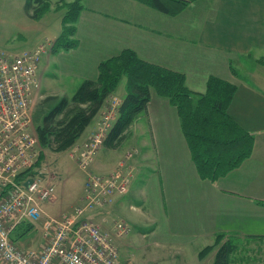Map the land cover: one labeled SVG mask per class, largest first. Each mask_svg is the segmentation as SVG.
<instances>
[{"label": "crops", "instance_id": "obj_1", "mask_svg": "<svg viewBox=\"0 0 264 264\" xmlns=\"http://www.w3.org/2000/svg\"><path fill=\"white\" fill-rule=\"evenodd\" d=\"M78 1L82 10L74 34L77 44L42 56L37 69L40 96L67 97L63 87L49 82L50 62L55 74H67L80 84L96 77L100 61L131 48L148 62L184 73L194 91H203L211 75L233 83L236 90L228 110L253 136L251 153L238 167L214 181L202 179L175 107L152 92L146 109L126 133L129 147L112 156L100 154L108 148L102 146L91 164L94 172L109 173L134 149L126 159L132 169L128 192L87 217L103 229L102 220L112 227L110 215L121 213L120 218L135 227L123 242L139 244L140 250L134 248L138 251L129 259L136 264H203L200 248L212 244L220 232L242 240L264 239V94L254 88H264V0H197L175 16L136 0ZM58 23L59 31L45 39L58 36L61 15ZM233 38L245 42H225ZM125 85L115 94L123 97ZM97 115L79 141L95 129ZM54 206L53 200L47 202L44 212H63L52 211ZM43 241L41 233L33 244L24 239L16 243L27 249L40 248Z\"/></svg>", "mask_w": 264, "mask_h": 264}, {"label": "trees", "instance_id": "obj_2", "mask_svg": "<svg viewBox=\"0 0 264 264\" xmlns=\"http://www.w3.org/2000/svg\"><path fill=\"white\" fill-rule=\"evenodd\" d=\"M136 1L160 13L175 16L197 0ZM32 7L35 18L49 9L48 1L26 0L27 11ZM63 7L61 30L54 40L53 50H69L77 44L73 36L82 4L73 0L59 5V8ZM123 78H126V92L104 140L105 147L116 148L120 144L137 115L146 109L154 92L175 107L181 131L202 179L214 181L238 167L250 155L253 136L228 110L236 90L233 83L211 75L203 91H194L187 86L184 73L148 62L131 48L100 61L96 77L82 81L70 100L66 96L54 95L44 99L45 104L55 103L44 113L42 122L36 125L41 147H50L56 152L71 148ZM42 158L40 152L34 166ZM242 242L238 236L220 232L212 244L199 251L198 256L204 258L215 249L212 264H234L233 258Z\"/></svg>", "mask_w": 264, "mask_h": 264}, {"label": "built area", "instance_id": "obj_3", "mask_svg": "<svg viewBox=\"0 0 264 264\" xmlns=\"http://www.w3.org/2000/svg\"><path fill=\"white\" fill-rule=\"evenodd\" d=\"M53 43L16 54L0 49V264H120L114 240L127 234L128 224L114 221L112 231H105L87 217L89 211L127 193L131 184L132 169L126 159L133 152L109 173L90 170L114 114L109 111L104 116L89 141L74 146L71 156L86 172V179L81 203L71 211L46 214L42 204L54 198L55 184L47 173V179L31 174L41 146L32 120L41 86L37 69ZM21 223H40L44 240L40 248H22L12 238Z\"/></svg>", "mask_w": 264, "mask_h": 264}, {"label": "rangeland", "instance_id": "obj_4", "mask_svg": "<svg viewBox=\"0 0 264 264\" xmlns=\"http://www.w3.org/2000/svg\"><path fill=\"white\" fill-rule=\"evenodd\" d=\"M25 1L26 0H0V49L9 51L12 54L19 53L24 49H33L38 45H41L48 41H52V38L45 39L44 37L48 35H52L53 33H57L59 31L58 21L60 15L62 18L64 12V7L59 8V5L62 4L63 2H67V0H60L59 2L52 4L51 2L48 1L49 9L46 10L39 17L35 18L32 15L34 12V7H32L27 11V9L25 8ZM237 41H241V40H237L235 38H233V40L230 42L227 39L225 40L227 44L229 43L232 44ZM254 41L256 42V40ZM259 41L260 40L258 39V42ZM241 42H245V40L244 41L242 40ZM250 50L251 49H249V51ZM251 52L254 54L255 52L254 49ZM50 63L51 64L49 65V71L47 77L49 79L51 86L59 87V88L63 87L65 91H67V98L70 100L71 96L80 85L79 81L74 80V77H71L67 74L58 73V72L57 74H55V70H54L55 66H53V62ZM123 84H126V78H123L121 80L120 85H118L119 88H121ZM254 88H256L260 94H264L263 87H254ZM56 91L54 90L53 92L57 93L58 91L57 92ZM121 91L123 90L120 89V92ZM115 92L105 100L102 107L98 111L99 113L97 112L98 115L97 114L96 115L98 121L95 129L90 133V135H88V137H86L83 140L81 139L80 141L78 140L79 139L78 138L77 140L79 142L77 140L76 142H78L79 144H84L87 141H89V138L92 135V133L96 130V128H98L100 121L102 122L104 116L107 113H109V111H111L112 115L114 114L112 120V126H113L116 117L118 115V109H117L118 107L116 106L120 104V101L123 98L122 94H115ZM45 94L46 93H44V95L41 94L40 96V92H39V95L35 98L33 102L32 120L34 123V128H36V125L38 123L42 122V117L44 113H46V111L50 107H52L53 104L55 103V101H53L50 102L49 104H45L44 103V99L46 98ZM62 96L65 95L58 94L59 98H61ZM114 100L115 103L118 100L119 104L113 105ZM131 125L129 126V128L131 127ZM129 128L127 129V131L129 130ZM79 137H83L82 134ZM78 143H76V145H78ZM129 145H130L129 140L124 137L116 148H111L114 149L113 151L111 150L108 151V148L103 149L102 151L101 149L102 147H101L100 154H105V152H109V154H112V156H117V154L124 152L125 149L129 147ZM69 149L61 152H56L52 150V148L50 147L40 146L38 150V155L40 152H42L43 158L39 164L33 166V168L31 169L32 175L34 174L36 176H41L44 177V179H47V177H45L47 173L48 178L52 180V183L55 184L54 198L52 199L54 201L55 206L51 208L52 211H57V212H59V210L71 211L76 205L81 203V195L82 193L84 194L83 184L86 179V172L79 167L76 160L71 156L72 154L75 153L74 147L72 146ZM133 150L134 149L130 150L129 152H132ZM90 170L93 171L91 169V165H90ZM51 173L53 174V177H50ZM46 203L47 202H45L44 204ZM44 204H42V208ZM92 211H89L88 213ZM122 216L123 215L118 212L116 214L110 215L109 219H111L113 224L114 221L121 220ZM109 222L110 221L108 220L106 222L104 220L101 221V223L103 224V230L112 231V227ZM128 226H129V230L127 232L128 235L125 234L119 237V239L114 240V243L118 250V259L120 264H136L130 262L129 259L133 255L135 256L136 251L140 250L138 247L139 244L133 243L135 242V240L131 242L130 246H127L124 243L125 238L130 236L132 234L131 230L135 228L134 226H130L129 224ZM11 236L15 241L16 240L19 241V239H24V240H28L33 244L35 241L40 239L41 236L40 226L38 223H36V225L33 224V226L26 225L25 223H21L15 228ZM204 246H202V248ZM128 247H130V250L128 249ZM134 248H138V250H135ZM239 248L240 249L237 251L238 252L237 255L233 258L234 264H264L263 238L243 239L242 245ZM213 259H214V252L212 250L205 256L202 263L212 264Z\"/></svg>", "mask_w": 264, "mask_h": 264}]
</instances>
